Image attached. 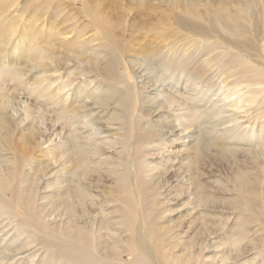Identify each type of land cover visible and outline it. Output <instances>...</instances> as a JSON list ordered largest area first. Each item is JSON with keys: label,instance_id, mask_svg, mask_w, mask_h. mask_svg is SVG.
<instances>
[{"label": "bare ground", "instance_id": "6f19581e", "mask_svg": "<svg viewBox=\"0 0 264 264\" xmlns=\"http://www.w3.org/2000/svg\"><path fill=\"white\" fill-rule=\"evenodd\" d=\"M15 1L0 0V218L15 226L0 255L32 246L44 253L37 264H205L204 242L215 234L227 247L212 259L226 253L235 262L256 249L264 264V0H80L70 16L62 14L63 0H25L24 22L11 16ZM160 3L165 7L156 11ZM44 15L73 23L81 15L86 23L63 41L54 21L37 28ZM152 16L157 22L147 21ZM87 31L92 34L81 39ZM67 59L76 62V78L52 86ZM144 70L146 83L159 82L161 93L141 95L147 88L137 78ZM79 74L92 78L79 80L70 97L61 95ZM20 91L29 106L16 122L12 101ZM217 102L238 114L232 121L244 118L248 125L213 131ZM95 110V121L117 125L115 142L96 143L91 128L80 135ZM43 111L51 112L53 131L65 129L63 140L46 150L36 125ZM151 114L167 120L164 128L177 120L197 129L189 161L179 162L194 176L190 186L173 189L177 170L158 169L148 159L151 142L163 133ZM115 144L120 150L113 157L107 148ZM201 163L225 172L214 191L200 180ZM41 184L52 190L41 195ZM172 192L173 200L193 194V208L211 209L196 210L189 240L177 233L189 214L169 218L174 210L161 201ZM218 209L230 211L232 226H220ZM249 231L252 245L244 243Z\"/></svg>", "mask_w": 264, "mask_h": 264}, {"label": "rangeland", "instance_id": "374dc122", "mask_svg": "<svg viewBox=\"0 0 264 264\" xmlns=\"http://www.w3.org/2000/svg\"><path fill=\"white\" fill-rule=\"evenodd\" d=\"M24 1L25 0H16L15 1L16 5L12 6L9 9V10H11V12L13 11L11 13L12 14L11 16H14V17L17 16L18 17L17 14H20L19 18L23 22L26 21L27 18L30 16V13H28V12L22 13V11H21V8L23 6ZM68 1L69 0H63L64 6L66 7V9H65L66 11L64 10L62 14H65V16H70V14H76L77 9L81 6L80 0H75L73 2L67 3ZM152 2L155 3L157 1L154 0ZM149 6H151V5H149ZM164 7H165V5H163V3H160V5H158V7H154V8H156V11H158L160 9H163ZM27 14H28V17H27ZM57 18L58 19L56 21H54L53 19L47 17V15L41 16L37 20L36 26H37V28L39 27V28L46 30L47 26L50 24V22L54 21L53 23L59 29V31L62 33L60 35V39L63 41H70L75 37L76 26L78 28V27H81L82 25H84L86 23V22H83V20H82L83 17L81 15H80V17L75 18L76 19L75 23H73L71 20H68V19L66 20L65 18H62L61 16H59ZM147 21L148 22H157V18L152 16ZM91 34H92L91 31H87L85 33V35H82L81 39L82 38H88L89 35H91ZM160 44H161V42H160ZM138 58L140 59V62L144 61V59L140 55L138 56ZM145 61H148V58ZM150 67H152L151 64H150ZM152 70L153 69L150 70L151 73H153ZM68 72H70V74H68ZM147 73L148 72H146V70H144L142 72L141 78H137V80L141 81L139 83L137 82L138 87H140V83H144L146 88H147L144 92H141V95L142 96H145V95L154 96L155 93H161V92H158L159 90L162 89V86L161 85L159 86V82H156L154 86H149L151 84V82L146 83V81L149 79V75H150ZM48 75L49 74H47V76ZM56 75H60L62 79H60V78L56 79V81L52 85L54 87L56 86V84H58L61 81H64L65 79L68 80L69 78H74V77L76 78V62H73V61L68 60V59L65 60L64 68H59V71L56 73ZM78 76H79V78L77 80L75 79L70 86L66 87L64 89V91H62L61 95H63L64 97L66 95L68 97H70L72 94L73 88H76V83L79 80H84V79L89 80L92 78V77H88L86 75H81V74H79ZM48 80H50L49 76L47 77L46 81H48ZM78 84H80V83H78ZM93 84L94 83L91 82L90 86H88V89H93V87H94V86L92 87ZM177 88H178V90L181 91V93H184V95H186L188 92V89L187 88L183 89V85L180 83L177 85ZM98 90L99 89H96V91H98ZM171 90H173V88ZM193 93H195V92H193ZM159 97L162 98V94H160ZM85 100L87 103H89V101H90L89 98H86ZM213 101H216L215 97H212V99H210L207 106H209V104H212ZM12 103H13V108H14L13 113L15 114L16 122H18V121H20L21 118H23L22 109H24L25 106H29V99L27 100V96L25 95V93L20 91L18 94H16V97H15V99H13ZM225 104L226 103L217 102V104L215 105V108H217L219 111V115L215 116L216 118L214 117L216 121L213 124H215V126L211 125L214 128L213 131H216L217 133H221V131H224L225 130L224 128H226V127H231V128H232V126L237 127L238 125L240 126V124H243V126L248 125V123H246V122L243 123L244 122L243 120H245L244 118H240V119H236V120L232 121V119L235 116H237L238 114H236L234 112V110L231 111L230 108H227V106ZM143 106L147 107V104H145ZM151 110H152V108H151ZM98 111L99 110H95L93 112L95 117L93 115L94 118L93 119L90 118L89 127L83 128V129H85V132L82 133L80 131V135H83V136L86 135L87 136L88 134H87L86 130H87V128H91V130L93 129L92 130L93 135H91V137L93 138V136H96V137H94V140H93L96 143L99 144L102 140H104L103 142H111V141L115 142V140H117V135L112 134V133L116 132V131L120 132V130L117 129V125L110 124L105 119V117H103L99 121H95V120H97V116L99 117ZM148 112H150V111H148ZM96 113H98V114H96ZM162 114H163V116H168L169 112H162ZM51 115L52 114L50 111H46V112L43 111L42 120H37V124H36L37 128L40 131L45 132L46 142L41 146L43 150L49 149L50 146H53L56 143L61 142L63 140V138H61V137L63 136V133L65 132V129L59 130V127L55 131H53L52 122L50 120ZM151 115L148 116L147 118L153 119L152 124L154 126H156L157 128H159L161 131H163V133L161 134L162 135L161 139H158V140L151 142V145L149 147L151 149V152H153L154 154L151 157L148 156V159L150 158L149 160H150V162H152L151 164H153V165L158 163L157 164L158 169L161 168L162 166H165L166 168H168L170 170H177V171H174L177 174L176 175L177 177L171 176L170 181H169L172 183V185H174L173 189H175V188L180 189L181 186H190L191 181L193 180L194 176L190 177L189 176L190 174H188L184 171H181V169H179L180 168L179 162H184V163H181L183 165V164H185V162L187 163L189 161L188 157L192 155V148L191 147L197 141V131H196L197 129L196 128L194 129V127H186L185 128L184 126L179 124V122L177 120H174L172 122V124H174L175 126L164 128L163 122L165 123L167 120L165 119L164 121H161V120L158 121V119H157V121H156L155 119L157 117L155 118L154 115H152V116ZM167 118L169 120L170 116ZM145 119H146V117H145ZM41 121H43L44 123L42 124ZM143 122H145V121H143ZM56 126L57 125H55V127ZM205 127H206V130L210 129L207 125H205ZM255 127L256 126H253L254 129H255ZM181 128H184V130L182 132L180 131ZM57 133H58V135H57ZM99 146L101 148H104L103 146H105V145H99ZM117 147H119V144H115L114 146H112L109 149L107 148V150L109 151L108 153L112 154V155H113V153H117L118 152ZM119 150H120V147H119ZM108 155H103V156H108ZM187 155H188V157H187ZM115 156H116V154L113 155V157H115ZM39 157L40 156H38V159H39ZM242 159H244V158H242ZM201 165H203V166L201 169L202 176H201L200 180L207 181L209 183L208 188L211 191H214L215 185L220 184V182L222 181V179L220 178V175H222V173H225V172L223 170H221L222 169L221 167L215 168V166L211 165V164L201 163L200 167H201ZM50 168H51V166L47 170L48 173H50L53 170H56V165H53L52 170H50ZM219 168H221V169H219ZM47 175L48 174H46V178L48 177ZM58 175H59V173L57 174V176ZM45 181H46V179H45ZM40 188H41L40 189L41 195H44V194H46L47 191L52 190V187H50L49 189L48 188L43 189V184L40 185ZM230 189H231V187L228 186V187H225L224 190L228 191ZM172 194H173V192L167 197L160 195L161 201H167L168 200V207H172V210H174L171 213H169V215H168L169 218H174V219L178 220L180 218L179 215L189 214V216L186 215V217L183 218L184 221L187 220V222L183 224L184 227H181V229L177 231V233L181 236V239L186 238L187 240H189V238L193 234V231L192 232L187 231V226H189V222L190 221L192 222L194 217H198L200 214H205L206 212H210L211 209H209L207 207H203L202 209H200V207H198L196 209L193 208V204L188 203V201H190L193 198V194H189V195H187V197L182 196L180 200L171 199ZM228 196H230L229 192L226 194V197H228ZM184 202L186 204L183 205ZM197 209L200 210V212H201L200 214L196 213ZM229 212L230 211L218 209L214 213V214L218 213L217 218L219 217V219H216V220H219L221 222L220 226H223V229L229 228L230 226L233 225L232 215L229 214ZM92 215H95V214L93 213ZM227 216H228V218H227V221L225 223V220H226L225 218ZM3 217H5V215L2 216V219H3ZM177 217H178V219H177ZM4 219L1 220V218H0V221H2L4 224L3 225L2 222H0V245H8L11 238L13 237V234L15 233L14 223H11L9 226H5V223L7 222V220L6 219L4 220ZM51 219L52 218H50V220ZM61 219H63V218H61ZM56 220H58V218H56ZM249 232L250 233H248V236L245 238V240L247 242L245 241L244 243L247 244L249 242V244L252 245V243H253L252 237L253 236L250 235L252 231H249ZM218 244H220V245L218 247H216ZM204 245L207 246L206 249L203 250V255H204L203 258H204L205 264H244V262H246V264H251L250 262H252L253 264H261V260L259 259V255H257L259 252L256 249L248 251L246 254L237 258L235 262H234V260L229 259V257L227 256L226 253H224L223 256L221 258H219L218 260L215 258L212 259V256L214 255V252H216V250L224 251L227 247L226 246L227 242L223 243V241H222V243H221L220 239L217 236H215V234H208V236L206 237V240L204 242ZM43 254L44 253H42V250H37V248H35V247L33 248L31 246L30 248L28 247L27 250H25V251H23V250L20 251V253H18V254L6 252L5 257L0 255V259H1V264H37V262L43 256ZM56 264H59V263H56Z\"/></svg>", "mask_w": 264, "mask_h": 264}]
</instances>
